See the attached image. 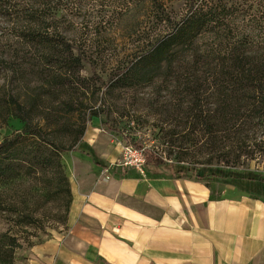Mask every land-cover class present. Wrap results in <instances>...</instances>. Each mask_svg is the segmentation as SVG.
Instances as JSON below:
<instances>
[{
  "label": "trees",
  "instance_id": "trees-1",
  "mask_svg": "<svg viewBox=\"0 0 264 264\" xmlns=\"http://www.w3.org/2000/svg\"><path fill=\"white\" fill-rule=\"evenodd\" d=\"M136 1H150L152 5V21L147 26L148 40L144 45H138L133 58L107 80V91L172 80L176 88L180 77L184 78L185 92L193 99L184 111L183 126L188 128L187 134L199 131L202 137L207 135L204 143L216 154L196 166L184 164L189 146H180L181 156L170 162L154 151L144 150L145 170L207 184L248 182L245 184L249 186H238L264 200L263 177L249 178L246 171H239V177L234 174L242 157H251L255 151L264 152V140L255 142L249 136L250 129L264 127V41L259 43L246 36L227 44H200L201 37L212 28L214 12L211 7L206 5L200 9L196 6L197 0H188L186 12L178 15L166 11L156 0ZM32 2L25 12L27 27L20 34L21 43H18H26L29 48V56L25 58L29 60L26 63L33 74H42L47 79H35L42 84L25 85L22 92L10 94L6 101L8 108H2V124L5 125L11 117L18 120L22 128L0 141V184L11 186L27 177L35 178L42 189L52 190L60 202L58 207L63 215L59 222L66 229L71 192L62 156L80 143L87 120L107 113L99 109L87 113L77 92L85 85L76 84L67 77L78 75L84 64L95 70L100 50L94 43L82 48L76 42H70L52 26L51 21L48 22L57 14L51 0ZM181 71H185L184 74ZM203 77H209L213 87L215 102L210 115H203L194 104L198 92L201 93L205 86L195 80ZM47 100L50 105L46 104ZM171 102L172 99L168 101ZM169 109L176 115L179 112L177 104ZM175 128L167 131L168 139L177 136L184 143L187 138L191 140V147L200 150L202 144L197 146V142L186 134L181 136V130ZM133 145L142 148L137 143ZM213 158L216 160L214 165L210 162ZM256 189L259 191L254 193ZM27 217L30 216L24 215L22 221L31 223ZM14 247V238L5 233L0 235V264H12Z\"/></svg>",
  "mask_w": 264,
  "mask_h": 264
},
{
  "label": "rangeland",
  "instance_id": "rangeland-1",
  "mask_svg": "<svg viewBox=\"0 0 264 264\" xmlns=\"http://www.w3.org/2000/svg\"><path fill=\"white\" fill-rule=\"evenodd\" d=\"M32 1L0 0V114H3L2 108L6 106L10 94L22 92L25 90V85L33 86L35 82L42 84L40 81L47 79L42 74H33L26 63L29 62L26 59L29 56V48L24 42L22 45L18 43H21L20 34L26 30L25 12L30 9ZM51 1L57 14L53 16V20L49 18L48 22L51 21L52 26L70 42H76V45L82 48L89 43H94L101 51L97 53L95 70L92 71L84 64L78 75L69 76L67 79L81 86L85 85L78 88L77 92L79 98L84 101L87 113L93 109L107 112L86 121L85 132L80 143L74 148L84 147L83 140L88 130L96 134L94 138L100 142L101 147L112 149L111 151L117 154L110 164L103 160L99 161L102 167L101 177L104 180H107L109 170L125 169L118 166V161L122 147L127 144L137 143L144 150L156 152L167 162L175 161L178 156H181L180 146H189L184 164L196 166L200 165L197 163L206 162L209 157L216 155L213 154L215 150L212 151L210 146L204 143L207 135L202 137L199 131L187 134L188 128L183 126L184 111L189 108L193 99L191 94L185 92L187 90L184 87L186 82L184 78L180 77L176 88L173 87L172 80L168 83L156 82L132 89L107 91L105 85L107 80L118 68L121 69L128 60L133 58L132 54L138 45H144L148 40L147 26L151 24L153 12L150 1L142 3L136 0ZM156 1L172 14H182L188 8V0ZM206 5L214 12L212 28L204 33L199 40L200 44L212 42L227 44L244 39L246 36L259 43L264 41V0L196 1L197 8L204 9ZM93 50L94 47H92ZM181 72L184 74L185 71ZM195 82L205 86L204 89L202 87L201 93L198 92L194 104L199 107L203 115H210L215 102L212 97L213 87L210 85V78H196ZM171 99L172 102L168 103ZM46 104L51 103L47 100ZM173 104L179 106L177 115L169 109L173 107ZM6 107L8 108V105ZM1 119L0 115V141L4 136L11 135L22 128V124L14 118L9 117L5 125L2 124ZM93 120H96L94 121L96 128L91 130L90 124ZM171 128L181 130L180 135H188L192 141L197 142V146L202 144L200 150L191 147L189 145L191 140L187 138L184 143L177 136L168 139L167 131ZM249 136H252L255 142L264 140V127L250 129ZM249 148L254 150L251 144ZM249 148L246 150L249 151ZM95 157L94 160H96ZM98 160L101 159L98 158ZM215 161L213 158L210 162L214 165ZM104 169L108 171L104 172ZM234 170L237 177H239V171H246L249 178L250 176L264 178V152L255 151L251 157H242L240 165ZM237 182L235 183L238 185L249 184ZM208 184L207 186L212 190L213 185ZM223 185L231 186L237 192L248 193L235 184ZM216 186L215 193L218 194ZM258 191L259 189L253 190L254 193ZM249 194L257 197L253 193ZM58 203L60 202L55 199L52 190L42 189L33 177H27L11 186L0 184V235L5 233L15 240L12 264H24L33 246L44 243L52 235L64 230V225L59 222L62 220L63 212L59 209ZM24 215L30 216L27 218L31 223L22 221ZM0 251H2L1 248Z\"/></svg>",
  "mask_w": 264,
  "mask_h": 264
},
{
  "label": "crops",
  "instance_id": "crops-1",
  "mask_svg": "<svg viewBox=\"0 0 264 264\" xmlns=\"http://www.w3.org/2000/svg\"><path fill=\"white\" fill-rule=\"evenodd\" d=\"M95 135L87 130L84 147L62 156L66 229L33 246L24 264H264L263 199L147 170L113 168L104 180L99 161L117 154Z\"/></svg>",
  "mask_w": 264,
  "mask_h": 264
},
{
  "label": "built area",
  "instance_id": "built-area-1",
  "mask_svg": "<svg viewBox=\"0 0 264 264\" xmlns=\"http://www.w3.org/2000/svg\"><path fill=\"white\" fill-rule=\"evenodd\" d=\"M118 166L125 169H133L139 175H145V154L144 149L127 144L122 147ZM104 172H107L106 170Z\"/></svg>",
  "mask_w": 264,
  "mask_h": 264
}]
</instances>
